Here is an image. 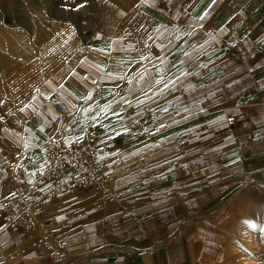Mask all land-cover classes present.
<instances>
[{
  "label": "crops",
  "instance_id": "crops-1",
  "mask_svg": "<svg viewBox=\"0 0 264 264\" xmlns=\"http://www.w3.org/2000/svg\"><path fill=\"white\" fill-rule=\"evenodd\" d=\"M109 14L0 129V204L4 164L30 177L47 140L92 126L108 186L46 201L28 234L0 217V264H216L228 247L248 264L243 232L264 228V0H115Z\"/></svg>",
  "mask_w": 264,
  "mask_h": 264
},
{
  "label": "rangeland",
  "instance_id": "rangeland-1",
  "mask_svg": "<svg viewBox=\"0 0 264 264\" xmlns=\"http://www.w3.org/2000/svg\"><path fill=\"white\" fill-rule=\"evenodd\" d=\"M114 1L0 0V129L73 53L106 30ZM123 2L129 6L133 0ZM257 231L261 237L247 240L250 233L243 232L246 241L238 244L254 249L248 264H264V228ZM227 249L225 261L219 257L216 264H247L245 251Z\"/></svg>",
  "mask_w": 264,
  "mask_h": 264
},
{
  "label": "built area",
  "instance_id": "built-area-1",
  "mask_svg": "<svg viewBox=\"0 0 264 264\" xmlns=\"http://www.w3.org/2000/svg\"><path fill=\"white\" fill-rule=\"evenodd\" d=\"M235 121L236 118L228 119L230 125ZM97 141L96 126L86 129L81 137L50 138L42 147L44 163L30 177L22 168L9 162L4 164V177L13 188L10 200L0 204L5 227L13 233H31L39 226L46 201L79 189L105 190L108 186L105 148ZM57 246L64 249L66 243Z\"/></svg>",
  "mask_w": 264,
  "mask_h": 264
}]
</instances>
